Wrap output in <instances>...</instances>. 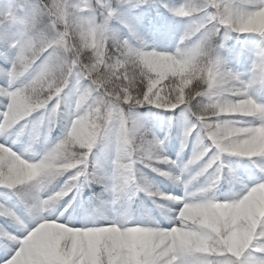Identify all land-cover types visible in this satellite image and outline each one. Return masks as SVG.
I'll list each match as a JSON object with an SVG mask.
<instances>
[{"label":"snow or ice","instance_id":"obj_1","mask_svg":"<svg viewBox=\"0 0 264 264\" xmlns=\"http://www.w3.org/2000/svg\"><path fill=\"white\" fill-rule=\"evenodd\" d=\"M183 2L0 0V264H264V102L221 56L264 0Z\"/></svg>","mask_w":264,"mask_h":264},{"label":"clouds","instance_id":"obj_2","mask_svg":"<svg viewBox=\"0 0 264 264\" xmlns=\"http://www.w3.org/2000/svg\"><path fill=\"white\" fill-rule=\"evenodd\" d=\"M205 3L206 0H184L181 6L186 7L188 15H193L198 9L202 8ZM242 27L245 32H264V10H261L252 22H249ZM195 43L198 42L189 41L186 46L191 48ZM216 52L217 49L214 44L205 43L201 54L194 57L190 63L177 62L172 65V70L174 72L181 76H186L184 81L185 90L193 98H195L196 94L205 89L208 83L205 78V74L208 73V65L214 61ZM229 70L231 71L232 68H229ZM237 72L240 74L241 79H244V76L247 75L248 90L251 91L257 99H260L261 90H264L260 88V80L261 77L264 76V50L260 53H253L250 66L246 74L239 71ZM196 109L209 115L215 114L218 111L214 102L207 97H204L199 101L196 105ZM70 157L71 153L69 152L64 154V157L62 158Z\"/></svg>","mask_w":264,"mask_h":264},{"label":"rangeland","instance_id":"obj_3","mask_svg":"<svg viewBox=\"0 0 264 264\" xmlns=\"http://www.w3.org/2000/svg\"><path fill=\"white\" fill-rule=\"evenodd\" d=\"M257 39L258 37L253 34L238 35L233 33V39L231 40L230 46L227 48V56L225 59L227 66L235 71L246 74L249 68L246 70L243 66L245 61L244 58H246L244 56L253 49L252 47L255 45ZM244 78L246 79L247 75H245ZM260 100L264 102L262 93H260Z\"/></svg>","mask_w":264,"mask_h":264},{"label":"trees","instance_id":"obj_4","mask_svg":"<svg viewBox=\"0 0 264 264\" xmlns=\"http://www.w3.org/2000/svg\"><path fill=\"white\" fill-rule=\"evenodd\" d=\"M233 36V34H232ZM221 56L224 58V49L221 50ZM61 133V129L59 127H57L54 132H53V139L55 140ZM43 146V144L41 143L40 145L37 146L38 147ZM179 148V143L178 141H170L169 143V149H171V151L174 153L176 150H178ZM96 191H99V188L96 189Z\"/></svg>","mask_w":264,"mask_h":264},{"label":"bare ground","instance_id":"obj_5","mask_svg":"<svg viewBox=\"0 0 264 264\" xmlns=\"http://www.w3.org/2000/svg\"><path fill=\"white\" fill-rule=\"evenodd\" d=\"M252 48H253V49H251V51L249 52L250 55L248 56V59H249L248 63H249V66H250V61H251V58H252V55H253V51H254L255 45H254ZM245 67H246V66H245ZM247 68H249V67H247ZM247 68H246V70H247ZM261 92H262V91H261Z\"/></svg>","mask_w":264,"mask_h":264}]
</instances>
